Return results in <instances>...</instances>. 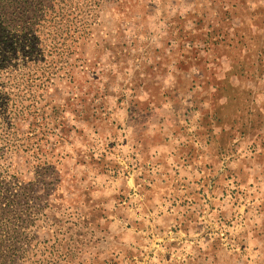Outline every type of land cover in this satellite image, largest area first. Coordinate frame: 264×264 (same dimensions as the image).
Here are the masks:
<instances>
[{
    "label": "rangeland",
    "instance_id": "1",
    "mask_svg": "<svg viewBox=\"0 0 264 264\" xmlns=\"http://www.w3.org/2000/svg\"><path fill=\"white\" fill-rule=\"evenodd\" d=\"M75 1L73 80L45 93L61 140L31 186L42 257L264 264V0Z\"/></svg>",
    "mask_w": 264,
    "mask_h": 264
},
{
    "label": "trees",
    "instance_id": "2",
    "mask_svg": "<svg viewBox=\"0 0 264 264\" xmlns=\"http://www.w3.org/2000/svg\"><path fill=\"white\" fill-rule=\"evenodd\" d=\"M75 2L0 0V264L57 261L42 257L28 226L40 220L31 186L43 184L52 166L45 146L61 140L50 123L63 104L54 96L47 101L46 89L73 80L72 54L84 33L85 26L74 25ZM23 158L29 178L18 161Z\"/></svg>",
    "mask_w": 264,
    "mask_h": 264
}]
</instances>
